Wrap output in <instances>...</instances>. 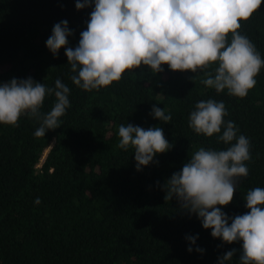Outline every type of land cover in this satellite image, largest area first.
<instances>
[{
	"label": "trees",
	"instance_id": "obj_1",
	"mask_svg": "<svg viewBox=\"0 0 264 264\" xmlns=\"http://www.w3.org/2000/svg\"><path fill=\"white\" fill-rule=\"evenodd\" d=\"M93 9L94 3L77 10L76 0H0V82L31 77L54 88L60 79L70 89L60 127L45 136L34 133L54 95L46 96L40 119L25 114L18 126L0 124V264H219L232 249L225 264H240L242 241L213 238L176 197L165 200L164 185L200 147L230 146L218 141L223 128L207 137L189 127L198 102L222 101L225 123L249 139L251 159L249 175L239 178L233 201L221 210L230 218L248 211L247 192L264 188V67L243 98L205 86L202 71L167 65L156 74L143 65L126 70L119 82L85 91L71 80L65 48L54 57L46 41L67 20L68 47L78 46ZM241 24L264 58V4ZM153 105L171 121L153 118ZM127 124L162 128L172 147L137 171L134 149L118 147L119 126ZM187 236H198L195 245Z\"/></svg>",
	"mask_w": 264,
	"mask_h": 264
},
{
	"label": "clouds",
	"instance_id": "obj_2",
	"mask_svg": "<svg viewBox=\"0 0 264 264\" xmlns=\"http://www.w3.org/2000/svg\"><path fill=\"white\" fill-rule=\"evenodd\" d=\"M93 3L78 46L68 47V37L73 33L67 20L56 23L46 41L54 57L65 48L75 73L71 80L85 91L119 82L126 70L143 65L156 74L167 65L173 72L202 71L201 83L205 86L243 98L255 87V78L264 67V58L255 45L239 31L241 22H247L264 0H76V9ZM213 65L216 67L211 71ZM69 93L60 79L54 88L31 77L0 82V124L18 126L25 114L40 119L46 96L54 95V106L42 116L34 133L36 137L45 136L48 130L60 127L59 118L70 107ZM227 114L222 101L209 99L195 105L189 127L207 137L221 133L223 128L218 141L230 146L226 150L200 147L195 151L182 170L166 181L165 200L176 197L183 209L198 216L204 229H211L213 238L228 244L242 241L240 264H264V188L247 192L245 214L230 218L221 210L233 201L239 178L249 175L246 162L251 159L249 139L237 136L239 129L234 122L225 123ZM151 115L164 123L172 119L155 105ZM118 135L119 148L134 149L137 171L172 147L160 127L120 125ZM40 202L39 197L34 201ZM186 239L195 245L198 236ZM192 250L188 248L190 253ZM235 252H226L219 264L231 260Z\"/></svg>",
	"mask_w": 264,
	"mask_h": 264
},
{
	"label": "rangeland",
	"instance_id": "obj_3",
	"mask_svg": "<svg viewBox=\"0 0 264 264\" xmlns=\"http://www.w3.org/2000/svg\"><path fill=\"white\" fill-rule=\"evenodd\" d=\"M47 150H48V148H47ZM47 150H46V151H47Z\"/></svg>",
	"mask_w": 264,
	"mask_h": 264
}]
</instances>
